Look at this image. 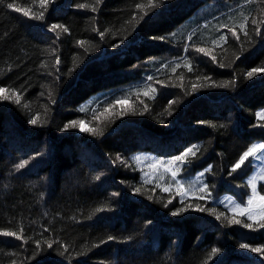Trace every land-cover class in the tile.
<instances>
[{"label":"trees","instance_id":"obj_1","mask_svg":"<svg viewBox=\"0 0 264 264\" xmlns=\"http://www.w3.org/2000/svg\"><path fill=\"white\" fill-rule=\"evenodd\" d=\"M124 1L48 0L42 7L40 0H0V88L11 97L0 99V232L22 237L0 235V264H130L135 245L139 264L167 253L177 261L190 249L203 251L193 264H264V252L251 251L264 247V229L218 200L232 194L246 205L253 160L232 168L264 143V72L247 76L264 68V0H153L157 6L143 11L136 5L148 0H136L120 16ZM180 49L188 53L167 57ZM149 86L155 91L145 96ZM73 120L102 134L65 129ZM194 146L181 176L205 171L206 198H184L142 178L136 157L178 156ZM80 167L91 175V197L69 224L112 232L83 244L38 209L55 202L64 175ZM134 222L140 239L122 233Z\"/></svg>","mask_w":264,"mask_h":264},{"label":"rangeland","instance_id":"obj_2","mask_svg":"<svg viewBox=\"0 0 264 264\" xmlns=\"http://www.w3.org/2000/svg\"><path fill=\"white\" fill-rule=\"evenodd\" d=\"M136 0H126L121 4L118 12L120 16L132 5ZM118 19V18H117ZM185 48V47H184ZM185 49L176 50L171 52L167 57L170 58H180L184 57L188 52H184ZM197 70L200 71L201 67H197ZM264 112V109L261 110ZM182 154L178 155L181 156ZM178 156H171L163 158L162 156H157L151 153H145L140 155V161L136 160L138 169L141 173L142 178L147 183H157L162 188H168L169 190L178 192L181 197L184 198H206V192H201L198 189L205 184V171L198 172L195 176L182 177L181 173L183 171V163L177 161L174 165H171L173 170H177L175 178H173L171 171H168L163 166L168 164V162L175 160ZM253 160V172L250 177H259L264 175V150H261L256 156L249 157ZM157 161L161 162L156 167L152 165L157 164ZM203 173L201 176L200 174ZM91 175L83 167L76 168L73 171L66 173L64 179L59 188V194L55 202L49 204H40L38 209L46 212L50 215L51 218H58L57 221L64 225L70 234L77 236L80 244H83L88 238H98L103 236H108L112 233L105 226L96 227L93 229H85L80 227H74L69 224V221L79 213V210L83 208L86 203L90 200L89 187L88 183ZM264 183V180L257 179V191L259 192V184ZM180 185H183V189H180ZM194 185V187H190ZM186 192V195L181 194V192ZM262 195V194H261ZM220 202L224 203L231 211L234 208L235 204H240L232 194H225L220 196L218 199ZM259 200L255 202V205H259ZM261 208L258 206L253 207V212L257 214L260 213ZM141 224L139 222H134L131 224L130 228L123 234H127L134 239H140V228ZM135 250L133 253V259L137 258L140 255L141 245H135ZM203 253L201 250L190 249L184 255H182L177 261H174L170 254H162L156 256L153 259L149 260L148 264H193L199 256ZM130 262V264H139L135 261Z\"/></svg>","mask_w":264,"mask_h":264},{"label":"snow or ice","instance_id":"obj_3","mask_svg":"<svg viewBox=\"0 0 264 264\" xmlns=\"http://www.w3.org/2000/svg\"><path fill=\"white\" fill-rule=\"evenodd\" d=\"M102 2V0H95V4H100ZM48 3V0H40V5L42 7H45ZM9 8H14L16 11L20 12V11H23V14L24 15H30V10H24V9H21L19 7H15L13 4L9 3L7 5ZM157 5L153 2V0H148V3L147 5L141 3V4H137L136 5V8L137 9H140L141 11H143L146 7L147 8H152V7H156ZM77 7L79 8H87V7H90V5L88 4H79L77 5ZM91 10L93 12H95L97 9L95 7V5H92L91 6ZM147 13L145 12V15ZM33 15V18H37V19H41L43 18V12H40V14L38 16H36L35 14H32ZM140 19H143V16L140 17ZM253 24H257L258 21L256 20H253L252 21ZM261 23H264V21H261ZM246 25H247V18H244V22L240 24V28L241 30H245L246 29ZM225 27H227L225 25ZM56 29H61L63 30L64 32H67L68 29L66 27H64L63 25H53L52 26V30L55 31ZM231 32H232V35L233 37H236L237 39H239L238 37V34L237 32L233 29H229ZM101 37H103L104 33L101 32L100 33ZM245 35H247V31H245ZM163 39V38H161ZM221 41H226V36H220L219 38ZM80 44L81 47H83L85 44H87L88 42L87 41H79L78 42ZM217 41H213V44H216ZM196 51L198 52H202L204 53L205 55H209V52L204 49V48H197ZM213 60H215V57L213 56L212 57ZM57 63H59V60H57ZM223 66V65H221ZM175 69H173L174 71ZM189 71H191V68L189 67ZM259 72H264V68H253L251 71H249L247 73V76L249 78H251L254 74L256 73H259ZM149 80L152 79V77H149L148 78ZM228 83L229 82H225L224 84H221V85H218L220 87H226L228 86ZM9 90L6 89V88H0V99H10L11 97L6 95V93L8 92ZM150 91H155V89H152L151 86H149L148 90H146L144 92V95L145 96H148L149 95V92ZM15 94V93H13ZM127 97H124L122 100H116L114 101L113 103H110L108 104V106L104 109V112L103 113H100L98 115H94V119H98L99 118V115H103L104 113H107L109 112L116 104H122L123 103V100H126ZM16 103H19L20 102V98L18 95H16V100H15ZM80 111L82 112H86L88 111L87 108H81ZM258 117L260 119H264V112H260L258 113ZM39 120V117H34L32 120L29 121V123L35 125L37 124ZM264 126V125H262ZM76 128V127H79L80 131L82 132H85V131H88V132H92L94 135L95 134H102V132H98L97 129L95 128H89L86 126L85 124V121L84 120H73V121H70L68 124L65 125V129L67 128ZM195 146L193 148H188L181 156H178L175 158V160L173 161H170L168 162V164H164L163 166L165 167L166 170L168 171H171L172 173V176L173 178H175L176 174H177V170H173L171 168V165H174L177 161H180V162H187L186 161V158L191 155V156H195L196 155V151H198L199 149H195ZM261 150H264V143H260V144H254L252 145L251 147H249L242 155L241 157L239 158V160L236 162V164L233 166L232 168V171L235 172L237 169H239L244 163L245 161L249 158V157H254L256 156L259 152H261ZM137 161H140V157H136L135 158ZM161 162L157 161V164H154L152 165V167H156L158 164H160ZM28 164V161L27 160H24L22 161L21 163L17 164L16 165V168L19 170V169H22L25 167V165ZM201 176L203 175V173L200 174ZM257 179H260V180H264V175H261L259 177H252L250 180H249V185L252 189V195L248 198L247 200V203L246 205H241V204H235L234 208L232 209V211L234 213H237L238 215L240 216H245L247 218V220H250V221H255L259 228H262L264 229V195H261L258 191H257ZM190 187H194V185H191ZM207 188L208 186L207 185H203L201 188H199L198 190L201 191V192H206L207 191ZM180 189L182 190L183 189V185H180ZM169 189L168 188H165L164 191H168ZM137 192L140 191L139 188L136 189ZM181 194L183 195H186L187 193L186 192H181ZM151 198V197H149ZM203 198V197H201ZM259 200V205H255V202ZM171 202V201H169ZM254 206H258L261 208V211L260 213L258 214L259 216V219H257V214L253 212V207ZM103 209H97V211H102ZM185 209H180L179 211H184ZM198 210L200 211H204L203 208H199ZM179 211L178 212H173V215H178L179 214ZM209 211H212V212H215V209H209ZM221 216L223 215V213L220 214ZM220 216H217V219H219ZM229 223H236V224H239L241 223L240 220L238 219H232L229 221ZM244 227L246 228H252L253 227V224L251 223H245L244 224ZM0 235H3V236H12V237H15L17 239H22V237L20 235L17 234V232H11V231H2L0 232ZM109 239H113L112 237H109ZM49 247H51V244H49ZM241 248H244V249H247L249 248L250 246L246 243H242L240 245ZM219 251V249H216V248H213L212 249V253L211 255H215L217 252ZM251 251L253 252H257V253H260V252H264V247H252L251 248ZM13 264H15V262L13 261Z\"/></svg>","mask_w":264,"mask_h":264}]
</instances>
